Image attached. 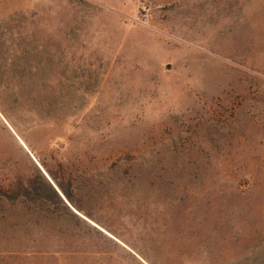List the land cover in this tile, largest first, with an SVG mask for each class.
<instances>
[{"label": "rangeland", "instance_id": "obj_1", "mask_svg": "<svg viewBox=\"0 0 264 264\" xmlns=\"http://www.w3.org/2000/svg\"><path fill=\"white\" fill-rule=\"evenodd\" d=\"M0 264H264V0H0Z\"/></svg>", "mask_w": 264, "mask_h": 264}, {"label": "trees", "instance_id": "obj_2", "mask_svg": "<svg viewBox=\"0 0 264 264\" xmlns=\"http://www.w3.org/2000/svg\"><path fill=\"white\" fill-rule=\"evenodd\" d=\"M55 182H56L57 185L60 187L62 193L64 194V196L66 197V199L68 200V202H69V203H72V197H71V195H70L67 191H65V190L63 189V187L57 182V179H55ZM54 194L56 195V197H57L60 201H62L61 197L58 195V193H57L55 190H54ZM62 202H63V201H62ZM67 208H68V207H67Z\"/></svg>", "mask_w": 264, "mask_h": 264}]
</instances>
